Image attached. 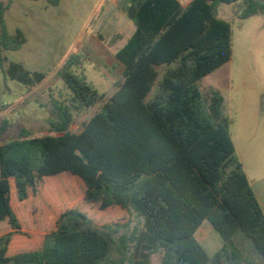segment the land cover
I'll use <instances>...</instances> for the list:
<instances>
[{
	"label": "trees",
	"instance_id": "1",
	"mask_svg": "<svg viewBox=\"0 0 264 264\" xmlns=\"http://www.w3.org/2000/svg\"><path fill=\"white\" fill-rule=\"evenodd\" d=\"M236 1L191 0L186 7L178 0L115 1L133 24L107 42L123 66L116 91L81 131L71 132L73 115L104 97L72 71L79 58L70 55L56 72L70 100L53 102L47 120L56 135L21 130L0 144V264H148L156 252L158 264H258L233 237L241 231L264 257V211L235 157L223 96L200 86L231 58V27L218 18V6ZM242 1L240 19L264 15V1ZM11 2H0V69L32 88L46 75L2 54L26 42L21 30H7ZM75 197L81 202L73 204ZM44 201L59 210L55 217ZM91 207L129 218L97 226ZM133 214L145 230L116 237ZM51 219L39 247H11L13 237L39 234ZM204 220L222 241L211 256L195 238Z\"/></svg>",
	"mask_w": 264,
	"mask_h": 264
},
{
	"label": "rangeland",
	"instance_id": "2",
	"mask_svg": "<svg viewBox=\"0 0 264 264\" xmlns=\"http://www.w3.org/2000/svg\"><path fill=\"white\" fill-rule=\"evenodd\" d=\"M115 1L58 0L57 4H52L48 0H12L4 21L9 33L21 30L26 42L20 49L4 50L2 54L7 62H19L25 69L43 72L46 77L38 85L28 88L8 78L0 69V102L4 105L0 112V129L4 127L0 144L12 140L21 130L32 137L56 135L47 120L53 102L68 104L70 100L71 91L56 73L70 55L79 58L72 71L83 75L87 83L104 97L82 113L73 115L71 132L81 131L87 120L116 91L123 79V66L107 42L114 33L130 32L133 24L117 8ZM179 1L185 3L186 0ZM0 2L7 3V0ZM243 6L242 0L218 6V18L231 27V58L202 80L200 86L208 83L223 96L222 110L230 121L235 157L241 163L252 190L260 197L258 189L264 187V15L240 19ZM156 89L154 86L150 97ZM62 175L69 177L66 173ZM76 197L71 201L73 204L80 201ZM51 206V201H44L43 209L53 211ZM58 212L54 209L53 216ZM89 214L97 226L125 222L129 218V215L114 210L101 213L95 207H91ZM131 219L130 227L120 229L116 237L129 235L135 227L145 230L142 217L133 214ZM51 220L39 234L13 237L11 247L15 251L39 247L43 234L54 227ZM195 236L208 256L222 244L218 233L206 220L201 222ZM233 241L249 259L264 264V257L241 231L234 235ZM111 255L114 259L119 257L115 250ZM160 259V252L153 253L148 264H158Z\"/></svg>",
	"mask_w": 264,
	"mask_h": 264
},
{
	"label": "crops",
	"instance_id": "3",
	"mask_svg": "<svg viewBox=\"0 0 264 264\" xmlns=\"http://www.w3.org/2000/svg\"><path fill=\"white\" fill-rule=\"evenodd\" d=\"M178 1H179V0H178ZM190 1H191V0H186L185 3H181V2L179 1V3H180V5H181L182 7H186ZM69 130H70V128H69ZM245 174H246V173H245ZM246 176H247V175H246ZM247 178H248V177H247ZM248 181H249V180H248ZM249 183H250V182H249ZM254 193H255V195H256L258 201H259V204H260V206H261V208H262V211H264V187H260V188L258 189V193L260 194V197L257 195V193H256L255 191H254ZM195 238H196V236H195Z\"/></svg>",
	"mask_w": 264,
	"mask_h": 264
}]
</instances>
